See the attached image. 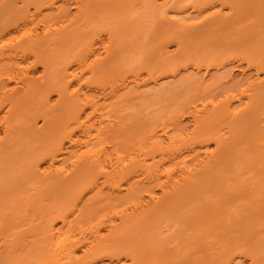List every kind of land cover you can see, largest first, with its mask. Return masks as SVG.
I'll return each instance as SVG.
<instances>
[{"label": "bare ground", "instance_id": "bare-ground-1", "mask_svg": "<svg viewBox=\"0 0 264 264\" xmlns=\"http://www.w3.org/2000/svg\"><path fill=\"white\" fill-rule=\"evenodd\" d=\"M0 264H264V0H0Z\"/></svg>", "mask_w": 264, "mask_h": 264}, {"label": "rangeland", "instance_id": "rangeland-1", "mask_svg": "<svg viewBox=\"0 0 264 264\" xmlns=\"http://www.w3.org/2000/svg\"><path fill=\"white\" fill-rule=\"evenodd\" d=\"M174 45H172V46H170V47H172V48H174L173 47ZM171 48V49H172ZM232 64H230V65H227L226 66V68L224 69V71H226L227 69H229V68H231V72H229L224 78H223V84H222V87H226V86H228V85H230V84H232V82L233 81H236L237 79H240V78H242L243 76H244V74H248V70H246V69H244V70H242L243 68H240V67H237V68H234L233 66H231ZM182 73V74H181ZM180 73V75H177V77H176V79L174 78V80H177V78L179 77H181V76H187L188 74H187V72H181ZM211 73L213 74V73H215V70H212L211 71ZM250 73V72H249ZM210 74V73H209ZM231 75V76H230ZM249 75V74H248ZM178 78V79H179ZM169 81H173L171 78H165L163 81H160L161 83H168ZM159 82V83H160ZM160 83V84H161ZM172 84H174V83H171L170 85H172Z\"/></svg>", "mask_w": 264, "mask_h": 264}]
</instances>
